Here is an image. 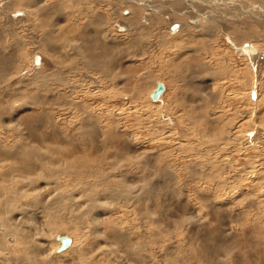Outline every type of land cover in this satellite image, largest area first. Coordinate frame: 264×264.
<instances>
[{
  "label": "rangeland",
  "instance_id": "374dc122",
  "mask_svg": "<svg viewBox=\"0 0 264 264\" xmlns=\"http://www.w3.org/2000/svg\"><path fill=\"white\" fill-rule=\"evenodd\" d=\"M0 73V264H264V0H0Z\"/></svg>",
  "mask_w": 264,
  "mask_h": 264
},
{
  "label": "bare ground",
  "instance_id": "6f19581e",
  "mask_svg": "<svg viewBox=\"0 0 264 264\" xmlns=\"http://www.w3.org/2000/svg\"><path fill=\"white\" fill-rule=\"evenodd\" d=\"M224 3V2H223ZM221 5V4H220ZM261 5V4H260ZM220 9V8H219ZM262 10V9H261ZM206 15V14H205ZM123 29V28H122ZM124 30V29H123ZM39 60H40V57L39 56H36V62L39 64ZM41 61H42V59H41ZM97 64L99 63V62H96ZM101 65H102V63H101ZM103 66V65H102ZM3 67V66H2ZM7 69V68H6ZM1 74V73H0ZM8 76V75H7ZM3 92V91H2ZM8 92H10V91H8ZM160 97V96H159ZM158 97V98H159ZM1 103V102H0ZM1 111V110H0ZM0 115H2V114H0ZM13 118V117H12ZM17 118V117H16ZM8 119H10V117H8ZM25 120V119H24ZM26 122H27V120H25ZM4 122V121H3ZM19 123V122H18ZM24 123V122H23ZM29 130V129H28ZM29 134L31 135V136H36L35 134H33L32 133V130H30V132H29ZM54 135H56L55 133L51 136V137H53ZM58 136H56V138H57ZM26 138V137H25ZM36 138H37V136H36ZM35 139V138H34ZM59 139V138H58ZM93 141V140H92ZM21 150H23V153H22V155L21 154H19V152H18V150H17V148H15L14 150H3V148H2V146L0 145V162H5L4 160H8V159H14L13 160V162L15 161L17 164H18V166H19V163H21V164H24V165H22L23 166V168L26 170V171H28L29 170V168L30 167H32V164L31 163H28V162H30V161H35L38 157H36L35 159H31V158H29V155H31V152H29L28 151V149H26V148H21ZM14 151V152H13ZM34 155V154H33ZM36 155V154H35ZM38 155H40V154H38ZM22 156H24V157H22ZM5 158V159H4ZM33 164H34V162H33ZM7 166V165H6ZM16 168H17V166H16ZM9 172V171H8ZM8 172H6V173H0V177H3L5 174H7ZM9 174V173H8ZM4 179V178H3ZM131 179V178H130ZM3 181H5V180H3ZM140 182H142V181H140ZM2 185V184H1ZM37 188V187H36ZM0 189H1V187H0ZM4 189V188H3ZM8 190V189H7ZM4 193H6L5 191L4 192H2V193H0V195H3ZM41 193V192H40ZM8 194V193H7ZM7 196V195H6ZM5 195L3 196L4 198H5V202H6V205L4 206V209H2V210H5V211H7V214L5 215V216H0L1 217V219H0V228H1V232H0V248H1V246L5 243V237L6 236H8L10 233H12L13 231H14V224L12 223V221L11 220H13V219H16L17 218V216L19 215V214H22L23 213V211H24V208L23 207H19V208H17V209H19V212H18V210L16 209V208H12V206L14 205V204H11V200H12V198L10 199V197L9 196H12V195H8V197H6ZM35 196L37 197V199L36 200H31V202H29V203H31V204H33V206H35V207H37V206H39L40 205V202H42V198H43V196H40V194L38 193V192H35ZM2 197V198H3ZM35 199V198H34ZM151 199V198H150ZM48 200V199H47ZM33 201V202H32ZM92 201H94V199H92ZM12 203H13V200H12ZM60 203V205H61V202H59ZM19 205H22L21 203H18ZM2 205H4L3 203H1L0 204V206L2 207ZM93 205H95V204H93ZM93 207V206H92ZM3 208V207H2ZM148 208V207H147ZM146 208V209H147ZM150 210V209H149ZM1 212V211H0ZM2 212H4V211H2ZM147 212H148V210H147ZM5 213V212H4ZM13 213H16V215H14ZM151 213V212H150ZM13 214V216H11ZM0 215H2L1 213H0ZM58 234V233H57ZM7 238V237H6ZM57 238V237H56ZM58 241V240H57ZM72 244H73V242L71 243V245L68 247V248H66L64 251H66V250H68L71 246H72ZM60 246V242L58 241V243H57V248ZM71 250V249H70ZM64 251H62V252H64ZM61 253V252H60ZM217 254V253H216ZM224 260V259H223Z\"/></svg>",
  "mask_w": 264,
  "mask_h": 264
},
{
  "label": "water",
  "instance_id": "95a60500",
  "mask_svg": "<svg viewBox=\"0 0 264 264\" xmlns=\"http://www.w3.org/2000/svg\"><path fill=\"white\" fill-rule=\"evenodd\" d=\"M177 26H174L175 29ZM165 90V85L162 81L157 83V87L152 91L151 97L156 100ZM57 240L60 242V246L57 248V252L60 253L68 248L72 243V238L69 235L57 236Z\"/></svg>",
  "mask_w": 264,
  "mask_h": 264
}]
</instances>
